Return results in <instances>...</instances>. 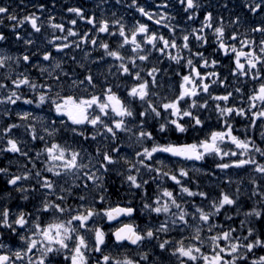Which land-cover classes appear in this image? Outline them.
<instances>
[{
    "label": "snow or ice",
    "instance_id": "1",
    "mask_svg": "<svg viewBox=\"0 0 264 264\" xmlns=\"http://www.w3.org/2000/svg\"><path fill=\"white\" fill-rule=\"evenodd\" d=\"M57 2L0 0V264H264V0Z\"/></svg>",
    "mask_w": 264,
    "mask_h": 264
},
{
    "label": "flooded vegetation",
    "instance_id": "2",
    "mask_svg": "<svg viewBox=\"0 0 264 264\" xmlns=\"http://www.w3.org/2000/svg\"><path fill=\"white\" fill-rule=\"evenodd\" d=\"M9 2L12 3L13 6H15L17 3H19V0H9ZM32 2H35V0H32ZM140 2L143 3V2H145V0H140ZM147 2L150 3L151 0H147ZM25 3L26 4L29 3V0H25ZM96 3H97V0H58L57 7H56V12H57V15H58V19H59V16L60 15L67 16L66 13H63L62 12V7L65 4H67V5L82 4L86 9L89 10V13H91V11L94 9ZM114 4H115V0H109V5H114ZM29 8H30V5H29ZM113 10H116L118 12V14L125 15L126 20H131V16L127 15V13L124 12L122 6H116ZM98 14L99 13H97V15ZM133 15H136V14L133 13ZM148 23L150 24L151 27L158 28L159 31L164 32L165 34H167L166 33V29H164L162 27V25L161 26H156V25H153L152 22H150V21H148ZM77 27L79 29H81V30H87L88 25L85 22H78ZM93 55H96V53H94ZM224 63L227 64L228 61H224ZM221 71L224 72L225 69H221ZM217 91H219V90H217ZM29 95H30V93H29ZM0 107H2V106H0ZM33 109H34V106L23 105L21 103L20 104V107L19 108H15L14 111L15 110H29V111H32ZM44 114L46 115V111H45ZM15 120H16V117H15V114L13 113L12 120L9 121L7 118H0V123L5 122V121L6 122H15ZM208 123L210 125H212V126H215L216 125L217 122H216V119H215L214 114H213V119L211 121H209ZM236 126H237V128L240 129V134L242 135L243 134V125H242V123H237ZM187 135L189 136V139H191L192 136L195 135V133H188ZM254 138L256 139L257 143H260V139H259V129L256 130V133H255ZM169 139H173L174 140V139H176V136L175 135L170 136ZM262 146H264V145H262ZM10 159H13V157L11 155H7V156L0 155V166H4L5 164H7L8 160H10ZM19 163L20 164H23L24 163L23 159H20L19 160ZM191 165L195 166L196 164H191ZM197 166L203 167V168L208 169V170H212L211 169L212 168L211 158H209V160L207 162L202 161L200 164H197ZM16 170H17V167H16V163L14 161L13 165L10 167V171L13 172V171H16ZM243 172H246V171H243ZM116 178H118V177H116ZM114 180H115V175L113 174V176L110 178V190L113 193L112 199H114V200H120L122 197H123V199H129V197L125 195V192L124 191H123L124 194L121 195L122 194V191L120 190V187L119 186L117 188L113 189L114 185L112 184V182ZM169 186H171V185H169ZM6 191H8V188L4 185L2 178H0V195H2ZM10 202L12 204H15L18 201L17 200H12ZM20 203H23V202H20ZM133 203L136 204L137 207H139V205L137 203V200L133 201ZM137 222L139 223L141 221L138 220Z\"/></svg>",
    "mask_w": 264,
    "mask_h": 264
},
{
    "label": "rangeland",
    "instance_id": "3",
    "mask_svg": "<svg viewBox=\"0 0 264 264\" xmlns=\"http://www.w3.org/2000/svg\"><path fill=\"white\" fill-rule=\"evenodd\" d=\"M186 166L189 167L190 169L193 168V167L205 169L203 167L193 166V165H190V164H186ZM13 172H15V171H13ZM215 173H216L215 176L204 175L203 172H201V173H192V172H190V175H194L198 179L201 187L204 188L205 190H208L209 188L215 190L216 189V184L219 183V179L222 178L225 175L224 173H220L219 170H216ZM227 174L231 175L234 180L243 179L244 183L245 184L247 183V175H248L247 172H243L241 170H235L234 169V170H231ZM117 179L119 180V183H120V179L119 178H117ZM168 183H169V185H171V182H168ZM221 186H223V185H221ZM120 188H121V191H122L121 195L124 194L123 191L126 193L127 189H126V187H122L121 183H120ZM232 188L234 189L235 185H233ZM197 199H199V198H197Z\"/></svg>",
    "mask_w": 264,
    "mask_h": 264
},
{
    "label": "trees",
    "instance_id": "4",
    "mask_svg": "<svg viewBox=\"0 0 264 264\" xmlns=\"http://www.w3.org/2000/svg\"><path fill=\"white\" fill-rule=\"evenodd\" d=\"M185 139H189V136L187 134H184V135H180V140L181 141H184ZM112 184L114 185L113 189L117 188L119 184H117V181L114 180L112 182Z\"/></svg>",
    "mask_w": 264,
    "mask_h": 264
},
{
    "label": "water",
    "instance_id": "5",
    "mask_svg": "<svg viewBox=\"0 0 264 264\" xmlns=\"http://www.w3.org/2000/svg\"><path fill=\"white\" fill-rule=\"evenodd\" d=\"M197 163H200V162H197Z\"/></svg>",
    "mask_w": 264,
    "mask_h": 264
}]
</instances>
